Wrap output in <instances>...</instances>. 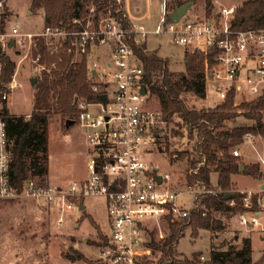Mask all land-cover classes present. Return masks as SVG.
<instances>
[{"label":"built area","instance_id":"2783aa9c","mask_svg":"<svg viewBox=\"0 0 264 264\" xmlns=\"http://www.w3.org/2000/svg\"><path fill=\"white\" fill-rule=\"evenodd\" d=\"M168 1L163 0V14L154 31L169 35L174 44L204 53L207 90L208 85L214 86L221 99L232 90L252 97L263 92L264 27L234 29L235 5L222 7L212 18H189L186 14L177 21H168ZM2 6L4 1L0 0ZM42 13L45 16L44 10ZM74 21L81 22L79 18ZM128 33L146 38L150 31L144 24L133 21L130 29L125 28L110 15L99 24L89 19L77 30L47 25L37 32H24L18 25L8 30L0 28L3 49L14 46L19 38L20 44L29 40L33 51L39 39H43L45 54L50 56L59 53L70 39L78 52H86L91 89L98 95L96 99L77 98L74 102L78 123L84 128L89 144L86 177L70 186L54 185L38 175L25 178L20 185L14 183L9 124L3 116L5 103L21 84L13 77L0 88V199H33L44 208L58 211V224L62 225L67 210L83 211L86 196L105 197L111 229L107 242L98 247L96 264H141V258L152 252L148 245L154 233L151 226L165 223L167 232L170 220L190 216L195 208L179 203L178 197L183 192L173 187L171 174L159 162L164 148L161 138L168 133L169 122L160 108L148 106L152 97L143 81L144 63L127 40ZM97 45L107 49V54L95 56L93 50ZM34 59L38 62L45 60V56L38 53ZM2 70L0 62V73ZM103 94H107L106 101ZM252 137V133L245 136L246 140ZM233 153L241 155L238 147ZM260 162L264 167V157ZM188 189L195 196L215 192L192 185ZM240 192L244 208L240 213L241 223L247 229L258 227L264 234L261 221L264 185L259 190ZM231 205H236V201Z\"/></svg>","mask_w":264,"mask_h":264},{"label":"trees","instance_id":"16d2710c","mask_svg":"<svg viewBox=\"0 0 264 264\" xmlns=\"http://www.w3.org/2000/svg\"><path fill=\"white\" fill-rule=\"evenodd\" d=\"M188 1L191 0L168 1V11ZM192 1L195 5L205 1L208 13H212L214 0ZM38 9L45 11L47 26L77 30L89 19L99 24L103 17L110 15L121 21L125 28L132 27L125 0H31V11ZM75 18H79L81 22H75ZM167 19L171 20L169 15ZM232 27L236 30L264 27V0H245L236 9ZM1 28L4 29V22ZM130 36L136 54L144 63L145 87L151 96L158 98L159 108L166 119L174 123L166 134L169 149L171 137L187 139L188 148L168 151L171 163L184 161L187 164L182 169L186 185L215 190L212 193L198 194L197 200L205 205L206 209H195L190 216L170 220L169 230L161 239H157L152 233L148 242L152 250L151 256H144L141 264H264V253L257 262L253 260V243L250 237H245L239 248L232 246L224 249L225 247L213 243L208 260L201 258V252H195L193 257H189L177 249L187 227H193L194 236L198 235L200 229L224 228L222 220L212 216L213 212H237L244 209L243 194L232 192L234 175L245 173L255 177L263 176L259 162L247 164L233 153V149L245 142L248 133L264 136V90L260 95L239 105H234L235 92L231 91L227 98L214 108L205 104L200 106L196 100H204L208 92L205 78L207 59L204 53L196 49H186V68L177 72L170 67L171 56L161 55L159 48L149 47L148 42L138 43L134 33ZM33 53L43 54L44 62L50 68L33 82L36 87L33 113L29 117L11 115L6 103L3 112L9 124L13 154L12 178L16 185H20L25 178L36 175L46 181L50 160V118L54 114H60L68 124L69 120L76 121L78 112L74 106L75 100L98 97L91 89L86 52H78L71 45L70 39L65 42L59 53L50 56L45 54L44 40L39 39ZM0 61L4 64L2 79L10 81L16 62L3 52L1 46ZM3 87L0 85V88ZM241 115L248 120H255L257 124L237 123ZM183 143L184 141H179V144ZM213 173H218L216 185H213ZM228 193H231L229 198ZM233 200L236 201L234 206L231 205ZM72 248L74 255L78 257V249Z\"/></svg>","mask_w":264,"mask_h":264},{"label":"rangeland","instance_id":"374dc122","mask_svg":"<svg viewBox=\"0 0 264 264\" xmlns=\"http://www.w3.org/2000/svg\"><path fill=\"white\" fill-rule=\"evenodd\" d=\"M3 1L4 6L0 7V28L4 22V30L12 29L18 25L24 32H37L46 25L42 9L31 11V0ZM244 1L214 0L211 14L208 13L205 1H201L198 5H192L187 16L189 18H212L222 7L229 5L239 7ZM146 4L147 2L145 6ZM150 11V17H145L140 21L150 33L146 38L134 33L137 42H148L149 47L159 48L161 55L171 56L170 67L172 70L177 72L185 70L184 54L188 47L174 44L169 35L154 31L163 14V0H151ZM130 35L131 33L127 34V40L131 43ZM189 49L192 50V48ZM2 50L16 62L12 78H17L21 82L20 87L14 90L11 99L6 103V107L11 115H27L29 117L34 111L36 87L33 80L37 79L49 67L43 62L44 59L38 62L34 59L35 55L30 48L29 40L20 44L18 38V42L14 46L8 45ZM107 52L108 50L101 45L95 46L93 50V54L98 57L106 55ZM10 81H4L2 72L0 73V85L6 86ZM207 91V97L204 100H196L200 106L205 104L207 107L214 108L224 100L218 96L214 86L208 85ZM151 97L148 106L159 108L158 98ZM251 98L252 96H247V94H236L235 92L234 105H239ZM75 119L74 123L68 124L60 114H54L50 118L48 143L50 160L46 176L47 180L54 185L70 186L73 182L84 179L88 172L89 144L83 133L84 128L78 123V113ZM237 123L257 124L255 120H248L243 115L238 117ZM173 126L174 123L169 122V128L171 129ZM161 139L164 143V152H161L159 162L161 167L171 174L173 187L183 192L178 197L179 203L188 207L195 206L193 211L201 208L206 209L205 205L196 199L198 196L189 191V186L184 183L182 169L187 164L184 161L171 163L168 154L169 150L180 151L188 148L187 139L171 137L170 149L166 142V136H162ZM180 140L184 143L179 144ZM236 147L240 149L241 161L247 164L260 162V159L264 157V136L254 134L252 140H245L243 144ZM260 166L263 176L255 177L245 173L234 175L232 192H240L241 189L259 190L263 187L264 167ZM212 181L213 185L214 183L216 185L218 173H213ZM83 201L86 208L83 211L78 208L67 210L64 223L59 225L58 211H54L50 207V209L44 208L33 199L27 197L0 199V264H96L99 255L98 247L107 242L106 239L110 233V216L105 197L90 195L86 196ZM242 211L213 212L212 216L221 219L224 228L200 229L198 235L194 236L193 227H187L185 235L179 241L178 251L189 257H193L195 252H201V258L208 260L211 257L213 243L225 247L224 249L232 246L239 248L242 246L244 238L250 237L253 243V260L257 262L264 253V234L258 227L247 229L241 223L240 213ZM261 221L264 224V212ZM166 226L165 223H155L151 226L157 239L162 238L161 232L164 233V236L166 235ZM99 242L102 244H98ZM67 244L70 245L69 248L66 247ZM74 244H79L78 247H75L78 249L76 254L79 258L74 255L72 248Z\"/></svg>","mask_w":264,"mask_h":264},{"label":"crops","instance_id":"0c3cea01","mask_svg":"<svg viewBox=\"0 0 264 264\" xmlns=\"http://www.w3.org/2000/svg\"><path fill=\"white\" fill-rule=\"evenodd\" d=\"M125 2H126V8H127L128 14L134 23L142 24L140 23L142 19H144L145 17H150L151 0H125ZM146 2L147 4L145 6ZM44 19H45V16H44Z\"/></svg>","mask_w":264,"mask_h":264},{"label":"water","instance_id":"95a60500","mask_svg":"<svg viewBox=\"0 0 264 264\" xmlns=\"http://www.w3.org/2000/svg\"><path fill=\"white\" fill-rule=\"evenodd\" d=\"M194 4V1H188L185 4H182L180 6H177L173 11H170L168 13L169 17L171 18V20L177 21L179 19H181L184 15H186L189 11V9L192 7V5ZM33 82H36V78L34 79ZM143 91H146V88H143ZM102 99L106 101L107 99V94H103L102 95ZM74 123L73 120H69V124ZM244 168V166L242 167V169ZM159 181H161V177H158ZM231 196V193L227 194V198H229ZM82 209H85V205L82 206Z\"/></svg>","mask_w":264,"mask_h":264}]
</instances>
